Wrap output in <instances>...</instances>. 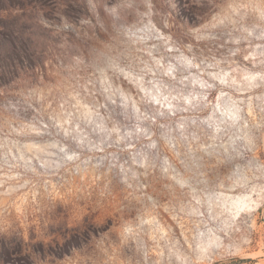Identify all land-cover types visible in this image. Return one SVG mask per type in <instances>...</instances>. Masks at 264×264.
<instances>
[{
    "label": "clouds",
    "instance_id": "1",
    "mask_svg": "<svg viewBox=\"0 0 264 264\" xmlns=\"http://www.w3.org/2000/svg\"><path fill=\"white\" fill-rule=\"evenodd\" d=\"M261 223L264 0H0V264H246Z\"/></svg>",
    "mask_w": 264,
    "mask_h": 264
},
{
    "label": "rangeland",
    "instance_id": "2",
    "mask_svg": "<svg viewBox=\"0 0 264 264\" xmlns=\"http://www.w3.org/2000/svg\"><path fill=\"white\" fill-rule=\"evenodd\" d=\"M260 228L264 230V223L260 224ZM247 255L254 259H249L246 264H264V237H262L260 245L250 249Z\"/></svg>",
    "mask_w": 264,
    "mask_h": 264
}]
</instances>
